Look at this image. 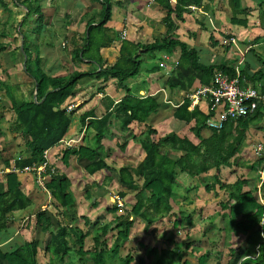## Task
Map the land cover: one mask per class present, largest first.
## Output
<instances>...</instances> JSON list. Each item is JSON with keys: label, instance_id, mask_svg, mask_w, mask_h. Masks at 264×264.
<instances>
[{"label": "trees", "instance_id": "obj_1", "mask_svg": "<svg viewBox=\"0 0 264 264\" xmlns=\"http://www.w3.org/2000/svg\"><path fill=\"white\" fill-rule=\"evenodd\" d=\"M1 1V0H0ZM101 4L100 18L96 24L93 21L87 22V37H83L82 47L74 49L75 56L72 59L85 58L93 60L99 71H73L69 76H50L41 66V58L33 54L26 41L23 40V52L26 55L25 69L26 74L33 80V89L29 100L11 99V109L15 113L17 126L23 137L24 144L28 148L25 157L15 159L14 166L21 169L24 166L42 163L45 158L44 150L51 148L66 134L71 123L72 112H67L66 100L75 94L76 84L79 79L92 76L96 79L107 81L109 78L116 80V88L125 90V95L116 102L110 100L105 107V113L96 117L93 111H87L80 117L82 125L95 131V146H78L66 147L62 151V161L67 164L70 156L74 155L79 164L82 165L84 172L89 175L101 170L112 169L105 159L110 156V149H105L101 140L106 136L111 119H118L122 126L127 127L130 123L144 122L148 116L156 113L161 106L157 98L152 95L135 96L130 93L129 86L125 81L130 77H135L140 71L142 61L149 56H155L156 52L162 54H172L178 48L179 57L173 69L166 79V85L170 89L188 91L192 88L195 81L199 85L210 83L213 73L216 70L235 75V70L226 66L224 63H201L199 61V50L189 47L184 41L173 37L175 30L178 28V22H184V15L189 14V6H203V0H157L165 10V15L161 18L164 26V33L161 37L154 39L149 43H135L126 39L120 40L119 56L112 65L103 66V58L100 55L102 47L109 46L113 41L118 40L117 32L110 34V30L105 26L111 16L112 0H90ZM263 0H259L257 6L261 5ZM121 4L120 1H116ZM6 10L7 6L0 2ZM26 10L29 8L37 15V27L45 26L41 6L34 4L33 0H22ZM230 10L231 24L242 27L247 26V16L251 8L242 4V0H227ZM28 8V9H27ZM27 13V14H28ZM242 15V17H240ZM26 16V15H25ZM24 16V17H25ZM21 22H24L22 17ZM211 43H215L213 36L210 35ZM8 46V45H7ZM6 43H0V52L6 49ZM93 48V52L88 49ZM146 56V57H145ZM149 72L156 68L148 67ZM241 76H246L243 70ZM252 83L264 79L263 71L257 70L252 74ZM103 89L104 85L101 86ZM260 92L264 94V85L260 87ZM8 97H12L9 91H5ZM34 95V97H33ZM212 112V111H211ZM86 117L88 119L85 124ZM172 117L188 125V129L197 139L194 141L188 136H179L175 131H169L157 139L152 137L157 133V129L145 124L142 133L146 134L145 138L139 139V145L143 151L142 160L135 166L122 165L115 170L117 183L124 187L125 190L118 191V195L125 197L128 191L133 193L134 202L130 210L126 213L117 215L115 218L106 222L96 229L92 236L93 244L88 250H84V239L89 231H83L78 227L68 228L61 222L56 223V228L48 219L44 218V210L35 214L36 224L43 231L50 232V244L46 250L56 256L64 257L69 253L72 246H69L68 237L70 234L76 238L72 243L75 253L82 257L84 254H94L95 264H105L103 255L107 252L110 256H117L123 242L130 234V229L134 224V217L137 216L144 220L147 226L153 224L172 214L171 197L179 174L189 176H200L207 174L210 170L213 173L214 183H205L204 189L209 191L217 185L227 192V199L219 203L220 209L227 211L229 215L230 228L233 232L246 234L245 243L238 247H229L228 264H264V238L260 237L262 232L264 236V203H261L256 197V188H251V178L239 177L232 183H223L220 178L221 168H232L233 161H236V154L240 152L242 144L246 139V130L249 124L263 118V113L258 110L255 113L240 117L235 122L226 121L224 126L216 131L213 130L208 136L201 132L205 126L207 115L200 107L195 106L189 109V100L175 107L172 111ZM132 138L135 135L131 134ZM127 145V139L121 140L117 146L120 151H124ZM173 151V152H170ZM174 153V154H172ZM261 160L250 163V170L257 172ZM51 169L53 172L51 173ZM50 174V175H49ZM44 175H48L44 184L51 197L62 207L73 205V196L69 189V178L53 166L48 165ZM8 186L5 192H2L0 202V230L5 226L8 220V214L18 208H24L29 203L28 198L22 193L20 183L16 178L15 172L7 175ZM262 196L264 199V184L262 186ZM116 212L117 208L112 205L109 208ZM133 218L130 219L129 217ZM191 222V216L185 218ZM84 222H88L84 219ZM176 219L174 225H177ZM108 234L113 238L112 245L107 246ZM186 236V234H185ZM186 249L193 251L196 255L197 250H193L189 243L178 244ZM257 246V253H255ZM178 247V248H179ZM107 250V251H106ZM156 252L153 247L149 253ZM209 252L204 251L196 256L197 264H207L205 260ZM37 248L34 241L24 242L20 246L8 252H2L0 249V259H5L8 264H38ZM133 255L129 251L124 257L119 258L120 264H130ZM144 259L139 258L138 264H143ZM48 264H54L51 260ZM178 264H188L187 260L179 261ZM218 264V263H216Z\"/></svg>", "mask_w": 264, "mask_h": 264}, {"label": "crops", "instance_id": "obj_2", "mask_svg": "<svg viewBox=\"0 0 264 264\" xmlns=\"http://www.w3.org/2000/svg\"><path fill=\"white\" fill-rule=\"evenodd\" d=\"M3 1L10 4V2L7 0ZM10 1L15 6L10 7L11 14H9V16L6 15L4 18L2 14V8H0V23L7 21L4 23V29L0 30V42H2V44L6 43V46L8 45L5 50L0 52V202L3 199L2 192H5L8 186L7 175L8 173L12 172L13 168H15V159L17 157H25L28 153V148L24 144L23 137L20 134V130L17 126L18 124L15 113L11 109V99L29 100L31 97L28 99L27 97H16V95L17 93L22 92L23 85H26L27 83L33 84L32 78H30L24 71V57L21 50V47L23 49L22 42H20V39L19 42L15 41L16 33H12L11 35V31L8 33L6 30L8 27L10 29L12 26H14L13 23L19 22L16 29L20 34H22L23 24L21 25L20 21L22 17L26 15V10L24 11L22 9L26 8L25 5L21 3L22 0ZM116 1H120L121 4H118ZM258 1L259 0H242L243 5H247L252 9L250 14L247 16L248 22L246 27L231 24L229 22V30L231 33H228L227 35H219L217 30L219 19L227 15L228 20L230 19V10L227 0H224L225 10L221 8L217 0H203V6H196V8L191 10L189 14L184 15V22H178V28L175 30L173 37L184 41L189 47H194L199 50V55H203L208 60V62H203L199 56V61L201 63H224L226 66L233 68L239 74L240 71L243 70L246 76H241L242 85H251L256 88L260 94L264 95L260 92V87L264 85V79H260L255 83H252L251 79L253 73H255L257 70L263 71L264 69V0L259 7L257 6ZM33 3L37 5L41 4V9L46 15V24L44 29L47 32L45 34L49 35L50 29H54V31H51L54 32V34L56 33V29H58V32L63 31L65 34L63 41L61 42L60 49L62 51L61 54H63L62 58L64 61L62 60L61 63L57 55L52 57V59H55L54 62L58 67L55 71L57 72L59 69L60 70L54 74H47L50 76L67 77L73 71L96 72L94 69H88V66H91V64H96L93 60L83 58L81 62L77 60L75 64H72V56L70 53L71 51L73 53L74 48H80L82 46L83 37L85 36L88 28L87 22L93 21L91 24H96V22L99 20L101 5L97 2H91L90 0H33ZM96 10L98 11L96 12ZM87 13H91L92 15L87 17ZM164 15L165 10L157 2V0H112L111 16L106 22L105 26L108 27L110 31L115 30L118 33L119 39L113 41V43L109 46L102 47L100 49V53L102 55L101 57L103 58V66H109L115 62L119 56V46L121 39L145 44L161 37L165 30L161 23V18ZM57 16L61 17L59 19V22L61 23L55 25L54 17ZM199 17L201 20H199ZM240 17H242V15ZM191 20L193 22H191ZM63 21L65 22L62 23ZM65 25L68 26L65 28ZM196 25L202 29L197 30ZM183 30L186 31L185 34L182 33ZM122 31L126 32L124 37L122 36ZM198 33H200V35ZM210 35H212L213 40L216 41L214 44L210 41ZM217 35L219 38L216 37ZM31 36L29 37V44H27L28 47L33 54L37 52L41 58V66L44 68L43 70L50 71L51 68H47V66L51 63L46 65L44 64V59H46L44 56L46 55L43 54H47L49 56V54L53 53L54 51H46L48 50L47 48H45V50L43 49L42 52L37 50V47H41V45L39 42H35L33 40L35 36L34 34H31ZM231 37L234 38L233 41H230ZM202 39L206 42L208 39L210 45H213L214 47L209 46V44L204 42ZM201 40L202 42H200ZM69 45L71 47L67 49V46ZM34 47L36 50H34ZM217 48H219V52H217ZM179 53V49L176 48L172 54H161V57L166 61L169 60L172 62L171 68L165 67L166 69H163L165 72L162 73L164 76L162 77H159L160 75H154V73L151 72L153 74L152 76L150 72L146 70L147 73L149 72L147 76L145 75L148 84L146 86H144L145 83L137 84L138 94L135 96L152 95L161 103V106L156 113L148 116L144 122L140 123L134 121L127 127L122 126L118 119L114 117L111 119V125L108 126L106 136L101 140V143L105 149H110L112 153H110V156L105 159L107 164H109L112 169L101 170L94 173L93 175H89L84 172L83 168H81V174L78 172L76 173V170L69 164L70 159L68 160L67 164L63 163V161L60 162V159L59 162H56V160L58 156L62 157V151L66 147H78L81 145L88 147L95 146V131L91 128H87L86 125H82L80 122V117L87 111H93L96 117H100L105 113V107L110 102V100L116 102L118 99H120L121 95L118 93L120 88H116V80L114 78H109L107 81L94 78L95 82H93L92 76H86L78 80L75 88V94L66 100V103L73 102L75 104L73 111H71V116L75 114L78 115V120L76 124L71 125V117V123L66 134L58 144L53 145L48 149V164L54 168L57 166V171L63 172L70 180L69 189L73 196V205L70 207H62L51 197L44 184L48 176H44L43 185H39L36 181L35 173L16 171L15 175L20 183V189L22 193L28 198L29 204L24 208H18L8 214V220H6L4 228L0 230V249L2 252H8L14 249L16 246L22 245L24 242L34 241L37 248L36 257L38 264H48L51 260L54 264H95L93 260L94 254L87 253L80 257L75 253L77 246L73 248L72 243L76 238L72 234H70L68 237L69 246L72 247L69 253H67L64 257H55L52 252L47 251L46 247L50 244L51 239L50 232L43 231L40 226L36 224L34 216L37 212L44 210L43 217L48 219V221L52 224L53 229L56 228L57 222H61L68 228L76 226L83 231L88 230L89 234L84 239L83 249L88 250L91 248V245L93 244L92 236L94 234V229L106 222H109L119 215L117 211L112 212L109 210V208L112 207L111 203H113V197L110 195V191H106L108 190L109 186L116 189L117 191H127L124 187L117 183V175L115 170H117L122 165L135 166L142 160L144 155L140 146H138V140L145 138V134L142 133L144 125L148 124L157 129V133L152 137L153 139H157L165 133L173 130L168 126L171 122V116H164L165 112L163 109L168 105L164 99L170 98L173 102V97H181V93L183 91L168 88L165 81L173 69L176 61L178 60ZM219 56H221L223 59H226V63L222 61L218 62L217 57ZM18 58H20V61L17 60ZM64 64L69 65V69H67V66ZM61 67L65 69V73H59L62 70ZM97 71H99V68ZM68 72L69 74L67 75L66 73ZM85 79H89V82L84 87L82 86V82ZM160 81L162 85H160ZM98 82L104 85L103 89H98ZM142 84L145 89L142 88ZM197 85H199V83L195 81L192 87ZM94 86L95 91L92 90ZM9 87L12 88L9 92L12 97H8L5 93L6 90L7 92L9 91ZM15 87H17V90H14ZM160 88L165 90L166 97L163 93L160 94V97L155 95L160 93V91H157ZM96 91L97 93H95ZM110 91H114L117 95L112 94ZM199 107L201 110H203V112H205V103L201 102ZM174 109L175 107L173 108L171 106V113ZM88 119H90V117H86L85 124H87ZM254 122L255 121L249 124L246 130V139L242 144L240 152L236 154L237 165L244 162L243 160L246 159L252 160L253 162L255 156L252 147L256 142L264 138V122ZM153 123H155L157 127L153 126ZM166 124H168L167 128H165ZM191 124H193V122H191L190 125ZM205 131L207 132L205 133ZM210 132V130L204 128L201 133L204 136H208ZM131 134L135 135V138H132ZM188 137L191 139L190 136ZM122 138L127 139V145L124 151H120L117 146ZM67 140H72L68 146L64 144V142ZM136 149L138 150V153L131 157L132 152ZM117 151H120L121 153L117 155ZM72 156L76 159L74 155ZM115 156L116 158L113 160V157ZM136 156L137 159L134 160ZM110 157L112 159H110ZM130 159L133 161H130ZM116 161L127 162L118 164ZM233 169L238 170L239 168H234V166H232V168H229V170H231L230 172H232ZM236 173L239 172L237 171ZM236 173H234L235 180ZM255 173L257 174V172ZM243 177L248 178L247 176ZM129 194L133 196L132 192L127 193L124 199L128 198ZM131 195L129 197H131ZM172 199L173 194L170 201L172 206V214L157 221V223L161 224L162 220L167 217L169 223L170 220H173L171 226L167 225L168 229H171V232H173L174 229L176 230V226H178L179 229V225H181L180 220L175 217L178 209L174 208L173 204L175 202H172ZM84 219L88 222L85 223ZM176 219L178 220V223L177 225H174ZM154 224H156V222L148 226L146 232L149 231L150 234L152 231L148 229ZM136 225L137 227H135ZM139 225L140 223H134L132 225L136 229V232L139 231ZM140 235H142V233H140ZM129 240L133 239H131L129 236V238L123 242L120 249L118 250L117 256L112 257L106 252L103 255L105 264H116V258L124 257V255L129 251L133 255V260L130 262V264H138L139 258H143L145 260V264H163L161 256L155 257V255H153L156 254V252H151V259H148V255L146 254H137V247H143L144 252L148 250H146L147 244L144 243L142 238L139 240L137 238V243H135V241H130L132 245L136 246H132V249L128 248L127 242ZM112 242L113 238L108 239L107 246L110 247ZM177 243L184 244L186 242H184L183 239H178L177 235H175L174 240L171 241V244L173 245H169L167 248V251L170 252L169 254H172V257H178V261H196L195 257L199 256L200 253H196V255H194L192 252L191 254L190 249H186L184 246L182 247L189 252L185 251L186 253H182L180 252L182 249L180 250L178 248L179 246H177ZM219 244H223V242H220ZM169 263L171 264L172 262H166L165 264ZM0 264L8 263L5 259H0Z\"/></svg>", "mask_w": 264, "mask_h": 264}, {"label": "rangeland", "instance_id": "obj_3", "mask_svg": "<svg viewBox=\"0 0 264 264\" xmlns=\"http://www.w3.org/2000/svg\"><path fill=\"white\" fill-rule=\"evenodd\" d=\"M1 1H2V3H4L7 6L6 11H5V9L2 7V5L0 3V8H2V14L5 18L6 15L9 16V14H11L10 7L15 6V5L12 4L10 0H7V1H9L11 5L8 4L7 2L3 1V0H1ZM217 1L220 4L221 8L225 10L224 0H217ZM40 6H41V4H40ZM22 10L25 11L26 9H22ZM97 11L98 10H96V12ZM41 12L43 13V11H41ZM27 13H28V11L26 10V12H25L26 16L23 17L24 22L22 23L20 21L21 25L23 24L22 34H20L16 29L17 24L19 22H17V23L15 22L16 24L13 23L14 26H12L10 29L8 27V28H6V30L8 33H9V31H11V35H12V33L13 34L16 33L15 41L19 42V39H20V42H22V44H23V40H25L27 47H28L27 44H29V39H30L29 37L31 36V34H34L35 36H34L33 40L35 42H39L41 47H42V49H41V47L38 46L37 50H40L42 52L43 49L45 50V48H47L48 50H46V51H54L53 53H50L49 56L47 54H43V55H46V56H44V57H46V59H44V64L46 65V64L51 63L50 65L47 66V68H51L50 71H48V70L47 71L45 70V71L47 73H51V74L57 73L60 69L57 72L55 71V70H57L58 67L56 66V64L54 62L55 59H52V57L57 55V57L60 59V61L62 63L63 54H61L62 51L60 49H61V42L63 41V37L65 36V34L63 31L58 32V29H56L55 34H54V32H51V31H54V29H50L49 35L45 34L47 31L44 29V25L41 28L37 27L38 24H43V22L40 23V21H37V18H36L37 15H34L33 10L31 8H29V13L28 14ZM43 15H44L43 16L44 19H42V20L46 21V15L44 13H43ZM91 15H92L91 13H87V17H90ZM227 16H225L223 18L221 17L219 19V24H217V28H218L217 30L219 32V35H221V34L227 35L228 33H231V31L229 30L230 23H229ZM60 18L61 17H58V16L54 17L55 25L58 23H61V22H59ZM6 20H8V19H6ZM199 20H201L200 17H199ZM5 22H7V21L0 23V30L4 29V23ZM64 22L65 21H63L62 23H64ZM191 22H193V21L191 20ZM67 26L68 25H65V28ZM196 27H197V30L202 29V28L198 27V25H196ZM182 29H183V27H182ZM113 32L115 33L116 31L111 30L110 34H112ZM182 33L185 34L186 31L183 30ZM198 34L200 35V33H198ZM125 35H126V32H125ZM84 37H87V36H84ZM216 37L219 38L218 35ZM31 40H32V36H31ZM202 40L200 42H202ZM205 40H206V37H205ZM205 40H203V41L206 42ZM83 41H84V38H83ZM0 43H2V42H0ZM206 43H208L209 46L214 47L213 45H210V43L208 42V39H207ZM70 47H71L70 45L67 46V49H69ZM80 48H77V50H79ZM74 49H73V51H74ZM34 50H36L35 47H34ZM57 50H59V51H57ZM88 50L90 52H93V48L88 49ZM216 50H217V52H219V48H217ZM161 54L162 53H160V52H156L155 56H149V57L145 56L146 58L142 61L141 65H140V71H139L138 75H136L135 77H130L125 81L126 85L130 87V93L132 95L138 94V91H137V88H138L137 84L138 83H145L144 86H146L148 84V82L145 78V75L147 76V74L149 73V72L147 73V71H146V70H149L148 67L156 68V70H153L152 73H154V75H160L159 77L164 76V74H162V73L165 72V70L163 71V69H166L165 67L171 68L172 62L169 60L166 61L164 58L161 57ZM22 55H23V53H22ZM70 55L72 56L71 58H73L75 56V53L74 52L72 53V51H71ZM100 55H101V53H100ZM200 58L203 62H208V60L203 55H200ZM217 58H218V62L222 61V62L226 63V59H223L221 56H219ZM19 59L20 58H18L17 60H19ZM78 60L81 62V60H83V58L79 57ZM75 62H77V59H75V58L72 59V64H75ZM64 65L67 66V69H69V65H66V64H64ZM61 69L62 70L59 73H63L65 70L62 67H61ZM88 69L89 70L94 69L95 71H97L98 67L96 64H91V66H88ZM152 73L150 72V74L153 76ZM66 74L68 75L69 72ZM64 77H66V76H64ZM94 78L95 77H92L93 82H95ZM88 82H89V79L83 80L82 86L85 87ZM101 83H102V81H101ZM101 83L100 82L97 83L98 84L97 86H99V88H102ZM160 85H162L161 81H160ZM144 86L142 84V88L145 89ZM8 89L10 92V90L12 88L9 87ZM32 89H33V84L27 83L26 85L22 86V92L17 93V95H19V96L16 95V97H27L29 99V97H31V90ZM14 90H17V87H15ZM92 90L95 91V86L93 87ZM110 92L114 95L116 94L114 91H110ZM95 93H97V91ZM118 93L121 95V97H123L126 92H125V90L120 88ZM161 93L162 92H160L159 94L157 93L155 95L156 96L158 95L157 97H160ZM89 94H90V92H89ZM173 98H174V101H176L177 97H173ZM163 110L165 112L164 116H168V117L171 116V118H170L171 122L169 123V125L166 124L165 128H167V125H168L179 136H184V135L187 136L188 135L191 137L192 140L197 141V139L193 136V134L188 129V126L190 124L186 125V124H184V123L180 122L179 120L172 117L171 106L169 104L166 107H164ZM71 117H72V124L71 125L76 124V122L78 120V115L75 114V115H72ZM263 122H264V118H262L261 120H256L254 123H263ZM153 126L157 127V125L155 123H153ZM206 132L207 131H205V133ZM144 137H146V134L144 135ZM121 140H123V138ZM138 146H140V145L138 144ZM117 152H118L117 155H119L121 153L120 151H117ZM170 152H173V151H170ZM137 153H138V150L137 149L134 150L131 154V157L133 155L135 156ZM172 154H174V153H172ZM115 158H116V156L113 157V160ZM59 159H60V162L62 161L61 156H58L56 162H59ZM69 159H70L69 164L71 165V167H73L76 170V173L78 172L81 174L82 165L79 164V162L73 156H70ZM110 159H112V158L110 157ZM136 159H137V156L134 158V160H136ZM109 161H111V160H109ZM130 161H133V160L130 159ZM243 161L244 162H242L240 164L238 163L239 165H237L236 161H233L234 168L238 167L239 169L238 170L233 169L232 172H230L231 170H227V168H224V167L221 168L220 178H221L223 183H232L235 180V176H234L235 174L234 173H236L238 171L239 173H236V179L239 177H243V176H247L249 178H252L250 186L252 189L256 188V181L258 180L257 174L255 172H252L249 170V166H250V163L252 162V160L246 159ZM126 162L127 161L117 162V163L120 164V163H126ZM55 168L58 169L57 166H55ZM213 173H215V170L212 169L207 174H203V175H200L198 177H196V176L192 177V176L185 175V174H179V176L177 178V185L175 186L174 191H173V199H172L173 200L172 202H175L173 204L174 208L178 209L175 217H177V219L180 220L181 225H179V229H178V226H176L175 227L176 230L174 229L173 232H171V229H168L167 225L171 226V223L173 220L172 221L170 220V223H169V220L167 217L164 220H162L161 224L157 223L158 220H156L155 221L156 224L152 225L148 229V230L152 231L149 234V231L146 232L147 227H148L146 222L144 220H142L141 218L135 216L133 221L136 224L140 223V225H139L140 228H138V230L139 231L142 230V232H141L142 235H140L139 231L136 232V229L132 226V229H130L131 234H129V236L133 240H129L127 242L128 248L132 249L131 248L132 246L136 247V246L132 245L130 243V241L131 242L135 241V243H137L136 239L138 238V240H139L140 238H142L144 243L147 244L146 250L147 249L148 250L144 252L143 247H141V248L137 247V254L138 255L146 254V255H148L147 258L151 259L152 253H149V249L154 247L156 249V254H153V255H155V257L161 256V259L163 260V264H165L166 262H172L171 264H178V262H179L178 257H176V256L172 257V254H169L170 252L167 251L168 250L167 248L169 247V245H173V244H171V241L174 240L175 235H177L178 239H183L184 242L189 243L193 250H197L196 251L197 253H203L204 251L209 252V254L207 255V258L205 260V263H207V264H216V263L228 264V253H227V251H228L229 247H238V246L242 245L243 243H245V238L247 235L242 234V233H238V232L235 233L232 231V229L226 228V227L231 226L229 215L226 214L227 211H223L222 209H220L219 203L221 201H225L227 199V197H228L227 192L223 188L218 187L217 185L214 186V189H211L209 191H206L204 189L205 183H212V182L214 183ZM106 192H109L112 197L114 195L118 194V191L114 188H111V186H109V188ZM128 193H131V192H128ZM130 195L131 194H129V196ZM129 196H128V198H126L127 200L126 199L125 200L127 201L126 204L128 205V207L130 209V207L134 201V198L132 195H131V197H129ZM256 197L258 199L257 194H256ZM92 200H93V198H92ZM111 204L113 205V203H111ZM188 215L191 216V222H188V220L185 219L186 216H188ZM161 219H163V218H161ZM173 219H174V216H173ZM167 222H168V224H167ZM155 225H156V227H155ZM135 227H137V225ZM153 227H155V228H153ZM152 228H153V230H152ZM143 231H145V232H143ZM184 233L186 234V236L184 235ZM260 237L262 239L264 238L262 232L260 233ZM110 238L111 237L108 234V239H110ZM220 242H223V244H219ZM256 247L257 246H255V251H256L255 253H257ZM179 249L180 250L182 249L180 251L182 253L183 252L186 253L185 251H188V250H185L182 247V245H180ZM190 252L192 254L193 251L190 250ZM182 256H183V254H182ZM155 257H154V261H155ZM116 260H117L116 264H120L121 260L118 258H116ZM157 263H158V260H157ZM143 264H145V260H144ZM188 264H197V263H196V261L190 262L188 260Z\"/></svg>", "mask_w": 264, "mask_h": 264}, {"label": "built area", "instance_id": "obj_4", "mask_svg": "<svg viewBox=\"0 0 264 264\" xmlns=\"http://www.w3.org/2000/svg\"><path fill=\"white\" fill-rule=\"evenodd\" d=\"M195 8V6H189L190 10H194ZM122 36H125L124 31H122ZM233 39L234 38L231 37L230 41H233ZM157 91L162 92L165 96V90L163 88ZM164 100L173 108L180 106L184 100H189V109H193L195 106L199 107L201 102L205 103V113L207 115L205 126L206 129L210 131H218L224 126L226 121L230 120L235 122L238 118L251 115L258 110L263 113L264 118V95L260 94L258 90L251 85H242L240 75L237 71H235L234 76H231L229 73L216 70L209 84L197 85L190 88L188 91H183L181 97L177 98L176 101L172 102L170 98H165ZM74 107L75 104L70 102L66 106L67 112H71ZM71 141L72 140H67L64 144L68 146ZM252 149L255 156L254 161L261 160L257 170L258 180L256 184V194L258 200L264 203L262 196V186L264 184V138L256 142ZM43 156L45 160L42 163L24 166L21 169L13 168L12 171L33 172L36 175L37 183L43 185V177L46 176L44 174L49 165L48 149L44 150ZM20 158L21 157H17V159ZM52 172L53 169H51V173ZM113 205L116 206V211L119 212V214L126 213L130 210L124 197L118 194L113 196ZM129 218L132 219L133 217L130 216Z\"/></svg>", "mask_w": 264, "mask_h": 264}, {"label": "water", "instance_id": "obj_5", "mask_svg": "<svg viewBox=\"0 0 264 264\" xmlns=\"http://www.w3.org/2000/svg\"><path fill=\"white\" fill-rule=\"evenodd\" d=\"M21 50H22L23 57H24L23 66L25 67L26 55L24 54L22 47H21ZM33 96H34V95H33Z\"/></svg>", "mask_w": 264, "mask_h": 264}, {"label": "clouds", "instance_id": "obj_6", "mask_svg": "<svg viewBox=\"0 0 264 264\" xmlns=\"http://www.w3.org/2000/svg\"><path fill=\"white\" fill-rule=\"evenodd\" d=\"M196 7V6H195ZM73 111V110H72ZM142 232V230L140 231V233Z\"/></svg>", "mask_w": 264, "mask_h": 264}]
</instances>
